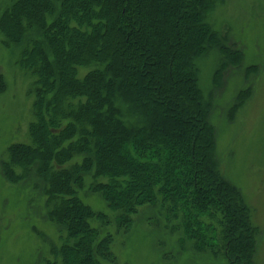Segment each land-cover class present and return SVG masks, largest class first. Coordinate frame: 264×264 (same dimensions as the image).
I'll return each mask as SVG.
<instances>
[{
	"label": "trees",
	"instance_id": "obj_1",
	"mask_svg": "<svg viewBox=\"0 0 264 264\" xmlns=\"http://www.w3.org/2000/svg\"><path fill=\"white\" fill-rule=\"evenodd\" d=\"M220 1L11 0L1 14L32 100L27 142L7 148L1 169L10 184L33 179L45 198L60 245L44 264L115 261L112 238L98 241L91 226L105 216L79 197L87 177L118 226L130 228L143 206L162 207L197 252L254 264L252 211L220 172L199 80L198 62L212 52L225 60L215 85L241 65L208 23Z\"/></svg>",
	"mask_w": 264,
	"mask_h": 264
},
{
	"label": "rangeland",
	"instance_id": "obj_2",
	"mask_svg": "<svg viewBox=\"0 0 264 264\" xmlns=\"http://www.w3.org/2000/svg\"><path fill=\"white\" fill-rule=\"evenodd\" d=\"M10 4L0 0V16ZM208 23L242 56L241 65L225 67L221 83L215 85L214 75L225 60L212 52L198 62L199 80L212 107L209 122L220 172L252 211L258 232L254 264H264V0H221ZM3 40L0 30V264H44L51 259V245H60L57 227L46 219L45 198L33 179L10 184L1 169L7 148L27 142L32 104L31 78L17 66L20 50L7 48ZM243 92L248 96L234 111ZM81 161L75 159L67 167ZM94 185L87 177L78 194L93 212L105 216L106 223L94 220L91 226L98 241L112 238L115 261L110 264H228L220 255L197 252L182 231L174 229L178 223L167 221L162 207L143 206L130 228L118 226L117 215L91 191Z\"/></svg>",
	"mask_w": 264,
	"mask_h": 264
}]
</instances>
